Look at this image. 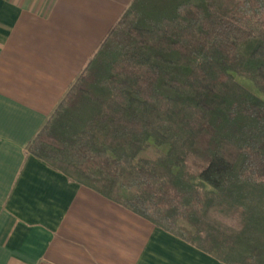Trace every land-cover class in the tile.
I'll return each instance as SVG.
<instances>
[{
  "label": "trees",
  "instance_id": "1",
  "mask_svg": "<svg viewBox=\"0 0 264 264\" xmlns=\"http://www.w3.org/2000/svg\"><path fill=\"white\" fill-rule=\"evenodd\" d=\"M27 151L226 264H264V0H132Z\"/></svg>",
  "mask_w": 264,
  "mask_h": 264
},
{
  "label": "crops",
  "instance_id": "2",
  "mask_svg": "<svg viewBox=\"0 0 264 264\" xmlns=\"http://www.w3.org/2000/svg\"><path fill=\"white\" fill-rule=\"evenodd\" d=\"M132 0H0V264H226L27 151Z\"/></svg>",
  "mask_w": 264,
  "mask_h": 264
}]
</instances>
